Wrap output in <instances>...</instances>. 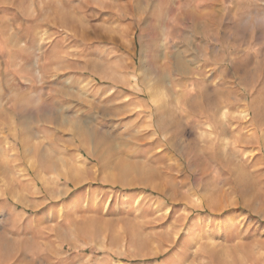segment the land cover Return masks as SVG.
Returning <instances> with one entry per match:
<instances>
[{"label": "rangeland", "instance_id": "1", "mask_svg": "<svg viewBox=\"0 0 264 264\" xmlns=\"http://www.w3.org/2000/svg\"><path fill=\"white\" fill-rule=\"evenodd\" d=\"M0 264H264V0H0Z\"/></svg>", "mask_w": 264, "mask_h": 264}]
</instances>
